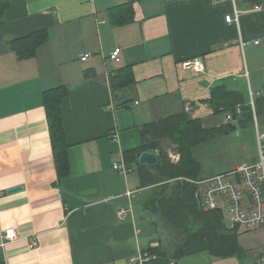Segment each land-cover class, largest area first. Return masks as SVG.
I'll return each instance as SVG.
<instances>
[{"label":"crops","instance_id":"1","mask_svg":"<svg viewBox=\"0 0 264 264\" xmlns=\"http://www.w3.org/2000/svg\"><path fill=\"white\" fill-rule=\"evenodd\" d=\"M1 1L11 7L0 26V233L13 228L18 239L0 247V264H131L150 247L167 246L163 224L145 207L153 187L114 165H126L124 153L143 144V126L160 118L186 112L207 128L223 124L227 116L216 124L205 103L219 84L250 102L259 97L264 3ZM126 4L133 21L115 25L110 11ZM235 9L239 24L228 23ZM38 31H47L46 42L35 57L20 59L13 43ZM118 47L120 64L110 59ZM85 54L91 57L82 62ZM195 57L205 73L184 68ZM61 86L68 90L62 119L69 171L59 175L43 94ZM164 146L173 152L170 141ZM232 170H202L201 177ZM239 241L243 258L203 252L179 264H264V227L240 230Z\"/></svg>","mask_w":264,"mask_h":264},{"label":"trees","instance_id":"2","mask_svg":"<svg viewBox=\"0 0 264 264\" xmlns=\"http://www.w3.org/2000/svg\"><path fill=\"white\" fill-rule=\"evenodd\" d=\"M246 2L259 7L264 0ZM10 7L11 2L0 0V26ZM110 18L115 25L130 24L133 21V10L127 4L116 7L110 11ZM47 38V31H38L18 45L17 42L13 43L12 49L17 51L20 59L33 58ZM118 79L112 80L113 89ZM67 96L68 90L63 86L46 90L43 94L59 175L69 171L68 143L62 119V104ZM205 103L209 104L214 116L230 115L236 122L225 121L220 126L207 128L202 119L192 118L186 112L170 115L144 125L142 146L124 153L127 169L135 170L142 187H153V195L145 207L163 224L169 238L167 246L147 249L145 252L150 258L143 264H179L183 258L203 252L217 258L247 256V251L239 241L238 228L227 227L224 212L203 206L198 196L201 187L197 184L203 180V166L194 155V150L220 136L228 135L231 126L237 127V130L253 126L254 113L246 94L230 90L225 84L213 87ZM255 113L264 128V87L255 99ZM167 140L175 152L180 154L178 162L170 158L164 146ZM144 152L157 153L158 164L154 167L140 165L139 158Z\"/></svg>","mask_w":264,"mask_h":264},{"label":"built area","instance_id":"3","mask_svg":"<svg viewBox=\"0 0 264 264\" xmlns=\"http://www.w3.org/2000/svg\"><path fill=\"white\" fill-rule=\"evenodd\" d=\"M228 23L239 24V11L235 9V15L226 16ZM121 48H116L110 55V59L116 64L121 63ZM91 57L85 54L81 60L86 62ZM184 68L195 71L196 73H205V64L200 57L189 59L183 63ZM251 107L254 113V125L257 135L258 159L256 162L245 163L236 169L215 175L208 179L198 181L201 190L198 193L203 206L210 210H222L225 214L229 211L231 217V229L250 230L264 226V132L261 131L258 118L255 113V100L251 98ZM240 113L241 111L238 110ZM226 122H236L228 115ZM174 162H178L180 154L169 153ZM114 169L121 174L129 173L126 165L115 164ZM130 195V193L128 194ZM119 215L123 218L126 211L121 210ZM18 239L16 231L6 229L0 233V247L5 248L8 244ZM150 258L147 252H144L138 258V261H131V264H143Z\"/></svg>","mask_w":264,"mask_h":264},{"label":"rangeland","instance_id":"4","mask_svg":"<svg viewBox=\"0 0 264 264\" xmlns=\"http://www.w3.org/2000/svg\"><path fill=\"white\" fill-rule=\"evenodd\" d=\"M213 120L217 122L216 124H221L225 121V114L215 116ZM257 122H259L261 131L264 132L259 119ZM165 145L168 147L170 144L166 142ZM171 153L176 154L174 149ZM195 155L201 162L205 173L217 174L225 170L235 169L238 165L249 162L250 157H257L258 155L255 125L247 129L239 128L236 132H230L228 135L218 138L212 144L201 146L196 149ZM225 220L227 227L231 228L232 222L229 211L225 212ZM158 235H162L161 230Z\"/></svg>","mask_w":264,"mask_h":264},{"label":"water","instance_id":"5","mask_svg":"<svg viewBox=\"0 0 264 264\" xmlns=\"http://www.w3.org/2000/svg\"><path fill=\"white\" fill-rule=\"evenodd\" d=\"M237 130V127L235 126H231V133L232 132H236ZM158 161H159V156L157 153H153V152H144L141 154L140 158H139V164L140 165H147V166H150V167H154L158 164ZM22 190L21 187H18V188H15V189H12L9 191V193H14V192H17V191H20Z\"/></svg>","mask_w":264,"mask_h":264}]
</instances>
